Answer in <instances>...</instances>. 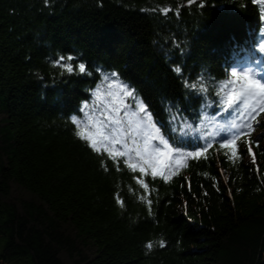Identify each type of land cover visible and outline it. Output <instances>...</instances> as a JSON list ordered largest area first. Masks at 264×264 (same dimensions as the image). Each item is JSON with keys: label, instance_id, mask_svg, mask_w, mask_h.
<instances>
[{"label": "trees", "instance_id": "16d2710c", "mask_svg": "<svg viewBox=\"0 0 264 264\" xmlns=\"http://www.w3.org/2000/svg\"><path fill=\"white\" fill-rule=\"evenodd\" d=\"M263 3L0 0V264H264V118L237 142L235 159L214 138L236 121L217 102L233 80L228 54L247 27L257 32ZM61 55L91 74L57 67ZM201 75L211 91L194 105L183 81ZM119 83L156 121L191 124L186 150L208 145L204 156L166 181L92 150L70 117L106 122Z\"/></svg>", "mask_w": 264, "mask_h": 264}, {"label": "snow or ice", "instance_id": "6c2138e0", "mask_svg": "<svg viewBox=\"0 0 264 264\" xmlns=\"http://www.w3.org/2000/svg\"><path fill=\"white\" fill-rule=\"evenodd\" d=\"M47 3L48 0H45ZM197 3V0H188V5L191 6ZM200 7H205L203 3ZM162 11L167 14L171 9L164 8ZM264 39V36L261 37ZM249 53L264 56V44L260 45L259 53H256L255 42L254 47L248 53L243 54L246 59L250 60L251 65H259L264 63V59H255L254 56L249 57ZM242 53L234 52L233 55L240 56ZM181 55L183 53L181 52ZM73 56H59L56 58L55 64L57 67L63 68L67 73L78 72L81 75H90L88 66L84 62L78 64L71 63ZM175 71L182 74V70L177 67ZM231 76L237 78L236 82L242 79L239 89L232 87V82L224 86V95L220 96L217 93V102L221 104L225 112H230L239 103H245L247 109L246 120L240 122L232 121L229 125H221V131L216 133L221 146L225 149H231V157L233 159L238 155L237 142L241 137H250L256 131L259 125L257 116L264 113V82L255 78L252 69L249 68L244 72L243 76L237 71H232ZM112 78H118L119 73L113 72ZM108 80V77H105ZM116 79H112L109 88L116 85ZM188 99L193 101L194 105L206 103L204 96L210 93V87L203 75L196 79L188 78L183 81ZM231 88V91L227 89ZM118 93L108 92L110 98L107 121L96 120L92 117L87 122L81 121L78 115L70 117L73 125L77 127L76 135L85 141L92 150L96 153L106 152L107 157L119 166L121 159L129 170L133 173L139 172L144 176L151 175L153 179L161 177L166 181H171L172 177L179 173L180 168L184 166V161L189 158H196L204 156L208 150V145L199 147L196 151H187L185 145V137L191 131H196L191 124L186 121L181 124L176 116H172L170 124L175 123L176 127H169L168 131L172 135L166 134L162 127L157 126L154 120L153 112L149 109V105L145 103L144 99L137 98L136 90L127 83L118 84ZM100 95L97 87V96ZM115 97L117 102L112 103L111 98ZM125 98H131L132 105L125 102ZM254 101L248 103V101ZM123 104V111L125 118L120 116L121 107ZM129 107L133 108L131 113L128 112ZM87 103L83 104V109H88ZM171 115V114H170ZM199 118V117H198ZM91 129V130H90ZM206 138V137H198ZM264 138V133H260L257 141ZM129 140L131 143H129ZM249 151L253 144L252 140L248 141ZM119 146V147H118ZM255 158V153H252ZM102 167L107 171L108 165L102 162ZM137 183L147 191L149 189L148 183L144 179L137 178ZM141 200L145 197L141 196ZM120 206L124 207V201H119ZM147 204L149 209L152 206V200L148 199ZM159 245L164 247V241H159ZM148 248L153 245L149 243Z\"/></svg>", "mask_w": 264, "mask_h": 264}, {"label": "rangeland", "instance_id": "374dc122", "mask_svg": "<svg viewBox=\"0 0 264 264\" xmlns=\"http://www.w3.org/2000/svg\"><path fill=\"white\" fill-rule=\"evenodd\" d=\"M249 32H250L249 31V27H247L246 30H245V33H244L243 37L241 36V38L238 39L239 40L238 43L233 42V43L230 44V46H232L234 43L236 45H242L245 41H247V39L249 37Z\"/></svg>", "mask_w": 264, "mask_h": 264}, {"label": "bare ground", "instance_id": "6f19581e", "mask_svg": "<svg viewBox=\"0 0 264 264\" xmlns=\"http://www.w3.org/2000/svg\"><path fill=\"white\" fill-rule=\"evenodd\" d=\"M173 109H167V112L169 113V114H171V111H172Z\"/></svg>", "mask_w": 264, "mask_h": 264}]
</instances>
